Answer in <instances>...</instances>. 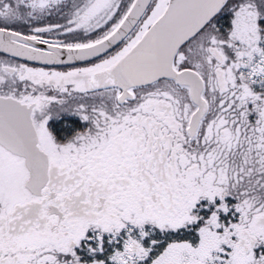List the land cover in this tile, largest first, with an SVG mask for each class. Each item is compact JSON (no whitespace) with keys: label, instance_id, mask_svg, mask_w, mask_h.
I'll use <instances>...</instances> for the list:
<instances>
[{"label":"snow or ice","instance_id":"snow-or-ice-1","mask_svg":"<svg viewBox=\"0 0 264 264\" xmlns=\"http://www.w3.org/2000/svg\"><path fill=\"white\" fill-rule=\"evenodd\" d=\"M0 264H264V0H0Z\"/></svg>","mask_w":264,"mask_h":264}]
</instances>
